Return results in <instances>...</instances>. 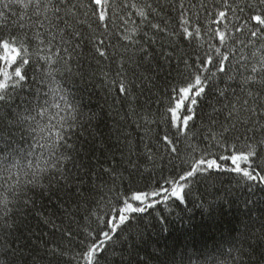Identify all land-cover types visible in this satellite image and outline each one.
I'll use <instances>...</instances> for the list:
<instances>
[{"label": "snow or ice", "instance_id": "1", "mask_svg": "<svg viewBox=\"0 0 264 264\" xmlns=\"http://www.w3.org/2000/svg\"><path fill=\"white\" fill-rule=\"evenodd\" d=\"M224 173L264 184V0H0V264H264V220L135 250Z\"/></svg>", "mask_w": 264, "mask_h": 264}, {"label": "trees", "instance_id": "2", "mask_svg": "<svg viewBox=\"0 0 264 264\" xmlns=\"http://www.w3.org/2000/svg\"><path fill=\"white\" fill-rule=\"evenodd\" d=\"M201 37L204 41L211 40L203 32ZM211 43L221 47L217 40H211ZM207 47L208 44L205 43L204 48ZM221 51H224L223 47ZM101 80L102 77L97 80L98 91L93 96L92 103L93 107L101 105L107 110L105 93L100 87ZM108 102L111 103V98ZM220 181V191L225 199L213 201L207 208L192 200L186 206L174 205L170 210L160 206L150 209L151 213L142 217L143 234L135 245V250L142 256L156 255L163 260L164 253L171 255L182 249H214L228 243L244 223L264 220V184L239 180L232 173L222 174ZM29 219L35 226L36 220L32 217ZM44 232H47V228ZM121 249L126 254V242L122 243Z\"/></svg>", "mask_w": 264, "mask_h": 264}]
</instances>
